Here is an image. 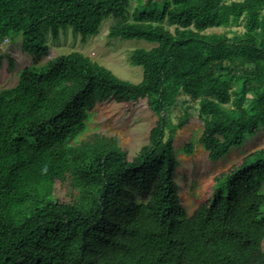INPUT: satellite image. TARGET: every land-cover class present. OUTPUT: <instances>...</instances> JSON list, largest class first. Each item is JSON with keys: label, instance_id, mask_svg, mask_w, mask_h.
I'll return each mask as SVG.
<instances>
[{"label": "trees", "instance_id": "1", "mask_svg": "<svg viewBox=\"0 0 264 264\" xmlns=\"http://www.w3.org/2000/svg\"><path fill=\"white\" fill-rule=\"evenodd\" d=\"M130 5L0 0V43L21 36L36 61L49 52L47 33L88 37L110 18L121 20L110 39L156 44L131 52L138 83L73 51L0 89V264H264V147L216 176L189 216L173 145L191 101L213 161L264 127V0H148L131 14ZM239 25L230 37L206 33ZM140 99L158 120L132 160L115 138L79 140L96 104Z\"/></svg>", "mask_w": 264, "mask_h": 264}, {"label": "rangeland", "instance_id": "2", "mask_svg": "<svg viewBox=\"0 0 264 264\" xmlns=\"http://www.w3.org/2000/svg\"><path fill=\"white\" fill-rule=\"evenodd\" d=\"M148 0H131L130 14L141 2ZM128 16V20L132 17ZM121 20L113 18L103 22L96 35L83 37L73 33L71 28L61 32L58 40H54L51 33H47L45 40L49 45V52L40 58H35L23 50L21 36L9 38L0 43V89L11 88L18 84L20 71L32 64H44L50 59L73 51H79L91 57L94 61L112 70L118 77L130 82L138 83L143 78L141 66L130 63L131 52L137 48L151 49L156 44L142 40L110 39L109 30L118 25ZM173 29V27H171ZM234 31H244L242 25L231 27H213L206 33H227L233 36ZM186 96H181L185 99ZM191 116L187 123L177 130L173 145L178 160L176 181L178 183L181 205L191 216L202 204L209 202L212 197V186L216 176L226 173L233 165L238 164L249 153L264 147V127L248 139L241 147L233 148L222 158L213 161L208 152L199 142L203 134L204 123L198 115V103L190 102ZM87 130L79 140H89L94 134L115 138L118 145L127 152L132 160L140 149L149 143L151 129L156 125L158 117L149 109L146 99L130 102L115 100L96 104L90 111ZM182 110L177 108L172 115V121L177 123L178 114ZM193 142V153L186 154L184 146ZM62 197H66L67 188L61 187ZM264 248V242H263Z\"/></svg>", "mask_w": 264, "mask_h": 264}]
</instances>
